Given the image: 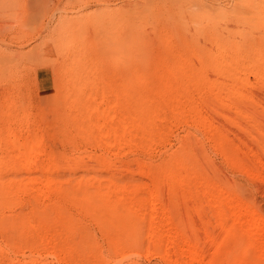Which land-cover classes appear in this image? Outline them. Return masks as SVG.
I'll use <instances>...</instances> for the list:
<instances>
[{
	"label": "bare ground",
	"instance_id": "obj_1",
	"mask_svg": "<svg viewBox=\"0 0 264 264\" xmlns=\"http://www.w3.org/2000/svg\"><path fill=\"white\" fill-rule=\"evenodd\" d=\"M262 5H264V1L256 5L255 11L251 15L252 20L258 24L264 21V17H262L259 10ZM103 12L105 11L103 10ZM100 13L97 14L100 15ZM195 14V16L198 15L197 17H209L203 8L199 9L198 13ZM127 15L125 12L124 15H121V13L113 15V23H116L115 26L118 25L115 30L120 25L117 23L124 22L125 25ZM101 17L98 18L97 16L95 19L99 20ZM109 22L111 21L109 20ZM80 24L78 22L77 26L81 27ZM73 25L69 26L74 28ZM84 25L82 26L84 27ZM57 30H60V28H57ZM72 30V32L75 31L74 29ZM62 31L61 29V38L58 37L56 41L52 42V44L55 42L54 46L51 45L53 50L56 48V51L54 50L56 53L57 51L59 53L63 52V56L65 55L64 52L70 53V56H67V62L63 59L62 61L65 60L64 64L60 63V68L56 69L58 77L55 78L58 80H55L54 85L58 93L60 92L59 95H61V108L58 112L55 110V113H58L56 116L60 119H58L59 123L57 124L58 130L63 132V129L66 127L71 128L69 125L73 124V131L80 138L82 137L85 140L84 142L88 143V145L84 144V147L86 145L88 147L90 143H97V147L100 145L99 149L108 147L113 152L112 154H118V151H122L121 147L125 149L124 146H131L132 148L134 145L137 146L136 144L140 145L141 149L148 150L151 145L153 146V143H159L155 142L156 140H166L167 132L164 133L165 130L164 132L160 131L156 124L157 120L159 122L163 117V108H166L171 112L172 119L170 120H172L173 123H171L173 125L174 123L188 124L194 131L203 130L204 132H210L213 149L217 150V152L219 151L227 163L241 171H246L243 161L231 153L234 151L230 150L233 149V147L229 146L232 143L225 141L228 138L225 139L220 134V131H217L218 128H215L217 125L214 126V120L211 118L213 120H211L212 123L208 118L209 114L207 117L206 113L203 114L202 103L200 104V102L206 96H212L215 100L214 104L222 107H233V110H237L234 112L235 114L240 111V106L237 107L236 104L244 101H250V104H254L251 103V98L249 100L240 92V89L242 91L243 87L248 84L245 79L247 73L253 74L257 80L264 83V41L247 43L241 46L236 43L213 39L211 48L202 51L195 49L196 45L191 46L185 42L180 45L178 41L179 44L176 46L165 45L163 51L161 50L162 52H160L161 54L151 57L152 59H149V61L147 57L145 62L144 60L138 62L137 60L141 58L136 59L141 56L136 53L137 50L140 51L139 46H137V42L134 44L130 37L123 32L126 37L123 38V34H121L122 37H120L118 42L115 39L118 38L120 32L117 31L119 34L116 31L114 34L112 33V48L110 44L105 43V45H102L107 48L105 52L102 51L100 53L101 50H99L88 56L84 50L87 47H91L93 42L90 44L85 42L86 45H82L84 47L80 48L74 42L77 37L74 39V35H72L73 41L71 37L67 36L71 38L70 43L63 46L69 30L65 31L67 34ZM79 32L82 33L81 30ZM79 35L82 36L81 38L84 37L83 34L79 33ZM162 37L161 40L165 41L168 35H163ZM83 42L81 40L80 44ZM80 44L78 43V45ZM48 45L47 47H49ZM51 47H49L50 50ZM131 50L134 55L135 53L137 55L135 59H131L133 57V54L130 53ZM125 52L128 54H125ZM102 54L106 56V58L104 57L105 59L110 61L111 65L108 66L110 69L107 68L108 71H105V74L102 71L97 74L93 73V67L90 68L89 66L96 63V60ZM122 54H125V58L127 55H132L130 59H127L129 57L126 58V62L128 60L129 66H132V68L129 67L126 71L123 70V73H115L118 67L126 65ZM57 64L59 65V63ZM126 66L128 67V63ZM88 67L92 72L89 71ZM208 72H211L216 77L223 78L225 82L209 79V76H207ZM16 106L14 104L10 106L3 104L0 112V122L3 125L0 128V208H12L14 204L17 205L19 203L20 197L25 194H33L35 196L33 200L37 199L38 201L49 195H56L55 197L58 199V201L54 200L51 202L52 209L50 212L45 209H39L38 205H30V214H24L23 216L20 214L21 217L19 216L18 222L15 223L21 227L18 237L21 236L23 238L24 236L27 240L23 238V242H19L29 248L30 256H34L42 248L41 250L48 251L50 255L55 256L54 258L62 264L66 259L73 261L74 255H78L79 252L75 253V251L77 252L76 249L80 242L71 244L73 241L69 242L67 239H71L73 234L79 235V233L82 234L84 232L77 225V220L65 209V205L70 204L102 223L109 232L111 231L107 237V251H101L88 238L83 239L81 247L84 246L93 251V255L91 254L90 258V255L88 257L83 255L84 260L91 264H117L127 254L136 253L138 249L133 248L142 244L144 240L147 241V249L151 248L157 251L156 254L158 253L167 264H239L229 263L224 257L236 251H241L242 262L240 264L264 261V242L259 240L257 235L259 230H264V215H260L261 213L259 214L252 205L241 200L238 196V190L234 186H220V183L214 178L215 176H212L211 171H207L202 166L201 161L203 159L201 160L200 156L194 154L191 144L187 142L188 140L180 143L177 150L173 152L169 150L170 153H167L166 158L157 163L150 164L148 161V164L139 160L140 162L137 163L135 171L129 170L131 168L128 169L127 166L126 169L121 166L127 172L139 175V177H149L152 187L144 188V186L142 187L136 182L128 181L125 183L114 176L107 179L98 177L97 172L100 174L101 170L107 171L116 165L113 162L112 166L111 161L107 160L106 154L109 153L104 150L102 155L96 156L95 161L92 160L95 165L98 164V170L88 168L90 163L87 167V164H84L85 161L82 163L83 159L82 161L78 159V155L81 153L76 150L77 148L73 150L74 153L72 154H77V156L75 155L76 157L72 158L70 157L71 155L67 154L47 152L41 147L42 138L38 122L30 119L26 113L27 109H22L20 108L21 106H18L21 113L19 118L10 116V111ZM240 113L238 112L237 115H240ZM245 116L249 117L247 114ZM69 121L71 124L68 125ZM249 121H251L250 117ZM255 122L257 121L255 120ZM14 127L24 131L25 136L22 137L15 132ZM165 129L170 130L167 127ZM203 135L206 136L207 134L205 135L204 133ZM260 135L264 136V132H260ZM67 136L70 137L69 134ZM72 136L75 135L73 134ZM66 137H64V140L70 146L73 145L74 137ZM254 138H257L256 135ZM74 144L76 145V143ZM95 144L92 145L95 147ZM90 148L92 147L90 146ZM150 152L152 153L153 151ZM124 163L126 165L127 162ZM106 171L105 175L106 173H111ZM120 171L122 172V170ZM59 172L73 174L82 172L84 174L74 178L71 176L62 178L57 176ZM35 173L40 176L34 177L33 174ZM162 187L166 188L167 193L165 195L160 192ZM179 202H183V204L188 206L184 214H181L184 216L183 218L173 212V209L179 208ZM156 208L161 211V219L158 217L160 219L159 222L155 218L157 214L154 217ZM31 215L39 218L37 225L31 223L33 225L31 226L28 224L32 218L30 217ZM193 217H197L198 219L196 218V220L201 222L206 220L205 224L207 221L212 220L214 222L213 231L220 232L222 239L220 241L214 240L212 238L213 235L209 233L212 230L208 231L209 229L205 226L206 230L208 229L207 232L204 230L206 242L201 244L197 240L196 242L195 239L194 241L190 240L186 234L190 233V238L191 234H193L192 237H194L197 235H194L197 229L194 230L193 227H190L189 225L191 224L188 227L186 224V228L185 223H190ZM4 220L0 218L1 229L7 226ZM173 221H177V226ZM32 222L34 221L32 220ZM168 224H173L175 231L173 235H168L167 229L165 230V226ZM69 235L70 237L67 238ZM164 237L167 238L165 239ZM255 240H258L259 244ZM15 242L19 243L16 240ZM229 242L234 244L232 245V250ZM204 243L211 246L213 254L220 256L222 259L218 258L219 260L217 261L208 260L206 262L204 260L206 253L204 252L205 254H203ZM14 248L19 247L14 246ZM147 252L149 253V250Z\"/></svg>",
	"mask_w": 264,
	"mask_h": 264
},
{
	"label": "rangeland",
	"instance_id": "obj_2",
	"mask_svg": "<svg viewBox=\"0 0 264 264\" xmlns=\"http://www.w3.org/2000/svg\"><path fill=\"white\" fill-rule=\"evenodd\" d=\"M97 1L98 0H0V112L3 104L5 106L14 104L17 106L12 109L9 114L10 116L19 118V115L21 114L19 109H27L26 113L30 117V119L38 122V126L40 128L39 132L42 138L41 147L47 150V152L52 151V153L55 154H67L69 156L71 155L70 157L72 158L75 155L77 156V154L72 155L74 153L73 150L77 148L76 150L81 153L79 154L80 156L78 155L79 158H77L81 161L83 159L82 163H84L85 161L84 164H87V167L90 163V166L88 168H94L98 170V164L95 165L92 160H96L98 156L102 155V151L104 150L106 151V153H109L106 154V157L108 158L106 159L111 161L112 166L113 162L116 165H114V168L109 169L111 171L107 170L108 172H111L110 174L106 173L105 175L106 170H101L100 174L97 172L98 177L107 179L114 176L117 179L120 178L121 180H119L125 183L128 181L136 182L142 187L144 186V188L152 187L149 177L145 176L144 178V176H142V178L139 177V175L137 176L136 174L127 172L125 170L126 166L128 167V169L131 168L129 170L135 171L137 169V163L140 162L139 160H141V162L143 161L144 163H148V161L150 164L155 162L157 163L165 159L168 152L170 153V151L173 152L177 150L180 146V143L184 141L186 142L188 140L187 142L191 144L194 154L200 156L201 160L203 159V161H201L202 166L207 171H211L212 176H215L214 178L217 182L220 183V186H234V188L238 190V196L241 200L252 205V207H254L259 214L261 213L260 215H264V136L260 135V132H264V83L257 80L253 74L247 73L245 75V79L247 80L248 84L243 87L244 89H242V91L240 89V92L247 98H249V100L251 98V103L254 104H250V101H244L243 103L241 102L242 106L241 103H238L239 105L236 104L237 107L240 106V111H238L241 112L240 115H237L238 112L236 114L234 113L237 110H233V107H222L219 105L217 106V104H214V98L212 96L209 97V95L200 102V104L202 103V106L199 104L202 107L201 109H205L206 111L205 112L202 110L203 114L206 113V117L209 114L208 118L210 119V121L212 119L214 120V126H218H215L216 129L218 128L217 131H220V134L224 136L225 139L228 138V140L225 141H229L228 143H232V145H229L230 147H233V149L230 150H234L231 153L235 157H238L243 161V166L246 171H241L237 167L231 165L230 163H227L220 155L221 153L213 149V143L210 140V132H204L203 130V132L200 130L194 131V129L190 128V125L188 124L181 125L174 123L173 125L172 120H170L172 119L171 112L166 108H163L162 111V119L164 118V121L160 119V121L158 122L157 120L156 124L158 126L157 128H159L160 131L164 132L165 130L164 133L167 132V141L156 140L155 142L159 143H153V146L151 145L150 149L148 150L144 148L141 149L142 147L138 144H136L137 146L132 145L134 147H132L133 149L131 148V146H124L125 149L121 147L122 151H118V154H112L113 152L108 147L104 146L105 149H101L102 147L99 149L100 145L97 147V143V145L95 143H92L95 144V147L97 148H95L91 143V145L89 144V146L87 147L88 143L84 142L85 140L82 137L80 138V136L73 131V124H71L70 121L68 125L71 124L69 125L71 126V128L66 127L67 129H63V132L61 130H58L57 124L59 123V118L56 116V114L58 113H55V110L58 112L61 108V95H59L60 92L58 93L55 88V80H58L55 77H58L57 68H60L62 63L64 64V61L68 59L67 56H70V53L64 52V56L63 52L59 53L57 51L56 53V48H54L55 51L53 50L55 42L54 44H52V42L54 40L56 41L58 37L61 38V29L65 34H67L65 31L69 30L68 34L66 35V39L68 40L65 39V43L63 46H66L68 43H70L71 38L73 41L72 35H74V39L77 37L74 42H76V46L80 48H83L87 42V44L93 42L91 47H87V49L84 50L85 54L89 56L99 50H101L100 53H102V51L105 52L107 48L102 46L105 45V43L110 44L112 48L113 34L115 31H118L120 32V34L117 32L119 35L118 38L115 39L116 42L120 41L119 39L120 37H122L121 34L123 33L129 36L134 44L137 42V46H139L140 51L137 50L136 53L137 55L141 56L137 57L136 53L135 56L132 50L130 53L133 54L134 57H132L131 59H135V57H137L136 59L140 57L142 58L138 59V62L140 60H144L145 62V60H147V57L149 61V59H152L151 57H155L161 54L160 52L163 51V47H165V45L176 46L177 44H179V42L180 45L182 44V42H185L191 46L196 45V48H194L198 51L210 49L213 39H217L222 42H232L242 46L247 43L264 41V21L259 22L258 24L251 18L252 13L255 11L256 5L264 0ZM98 3L100 6L98 5ZM202 8L206 13H208V18L197 17L198 15L195 16V13H198L199 9L201 10ZM103 10L105 12H103ZM117 10H119L120 12ZM259 10L262 17H264V5L260 6ZM96 11L97 13H100L101 11L102 12L100 13V15H98ZM124 12L128 14L127 22H125V25L124 22L117 23L122 26L120 27L119 25L117 30H115V27H117L118 25L115 26L116 23H113V15H118L119 13H121V15H124ZM92 14L94 17L92 16ZM104 15H108L107 18L111 22H109V20ZM97 16L98 18L102 16L99 20L97 19L98 23L95 19L97 18ZM102 18L105 20L103 21ZM78 22L79 24L81 23V27L77 26ZM82 23L85 24L84 27L82 26ZM69 25H73L74 28ZM61 27H63L64 29ZM77 27H80L81 29ZM57 28H60V30H57ZM72 29H74L75 31L72 32ZM79 29L82 31V33L79 32ZM79 33L81 35L83 34L85 38H81L82 36H80ZM125 35L123 34V38L126 37ZM163 35H168V38L165 41H163V39L161 40V37ZM67 36L71 38H68ZM78 37L80 40L78 39ZM81 40L84 42L80 44ZM77 42L80 45H78ZM47 44H49V47L53 45L51 47V50L49 49V47H47ZM82 45L84 46L82 47ZM128 53L125 52V54ZM125 54H122L124 56H122V58H124V63L126 62L127 57H129L127 59H130V56H132L127 55L125 58ZM55 55L57 58L55 57ZM102 56L96 60V63L89 66L90 68L93 67V73L97 74L101 71L102 73H104L105 71H108L107 68L110 69V67H108L109 65H111L110 61L108 59H105L106 56ZM63 59L65 60L62 61ZM57 63H59V65ZM127 63L128 67L126 66ZM126 65H122L123 68L121 66L118 67L119 69L117 68V72L115 71V73H123L124 71L129 69V67L132 68V66H129L128 60L126 62ZM89 71L92 72L90 69ZM207 76H209V79L212 78L218 82H225L223 78L216 77L211 72H208ZM195 98H197V96H195ZM18 106L21 107L19 108ZM253 106L255 109L253 108ZM245 111L246 114L250 117L251 121H249V117L245 116ZM256 111L257 113L255 114ZM225 117L228 119H226ZM244 117H246L247 119H244ZM255 120L257 122H255ZM2 126L3 125L0 122V128ZM165 127L169 128L170 130L165 129ZM257 127H260L259 130ZM14 131L20 134L22 137L25 136L24 131L19 130L18 128L16 129L14 127ZM201 132L207 135L204 136ZM66 133L67 135L69 134L70 137H68ZM73 134L79 137L72 136ZM252 134L254 136L256 135L257 138H254ZM64 137H74L73 139H75V141H72V147L64 140ZM207 141L209 142V144ZM74 143H76V145ZM84 144L87 145L84 147ZM157 144L158 146H156ZM74 146L75 148H73ZM90 146L92 148H90ZM128 148H131L132 150ZM82 150H86V153ZM147 151L153 152L149 153ZM113 155L115 158L113 157ZM91 156L95 158H92ZM80 157L82 158L80 159ZM124 162H127L126 165ZM130 162H133L134 164ZM132 164L134 165V167ZM121 166H124L125 169H123V167ZM119 169L122 170V172ZM35 174H33V176L36 178L40 176H38V173ZM72 174L73 173L59 172V175L57 176L62 178L71 176L74 178L79 177L84 173L79 172L73 175ZM160 192L161 194L165 195L167 193L166 188L162 187ZM55 196L56 195H49L45 198L39 199L38 201L37 199L33 200V198H35L33 194H25L24 196L20 197V201H18L19 203L17 205L14 204L12 208H0V218L2 220L5 219L4 222L7 223L6 227H3L2 229L0 227V264H57L58 261L56 258H54L55 256L50 255L48 251L41 250L42 248H40L39 251L34 255L36 257L30 256L29 248L19 242H23V238H25L24 236L23 238L21 236L18 237L21 227L15 224L18 222L17 220L19 216L21 217L20 214H22V216L24 214H30V205H38L39 209H45L46 211L50 212V210L52 209L50 205L51 202H53L54 200L58 201V199H56L57 197ZM179 205V208L177 207L178 209H173V212L175 215H180L183 218L184 216L181 214H184L185 209H187L188 206H186V204H183V202H179ZM157 207L159 208V206ZM158 208H156V210ZM65 209L75 220H77V225L85 234H73V236L71 235L73 237H71L72 240L67 239V241L69 242L73 241L71 244L77 243L78 241L80 242V244H78V246L80 247L77 246V252L75 251V253L79 252L77 255L79 257H77L75 254L74 257L76 259H70L73 261H68V259H66V261L64 260L62 264H91L87 260H84L83 257L85 255V257H88V255H90V258L93 255V251L84 246V248L81 247L83 245L81 244L83 242V239L88 238L93 244L99 247L101 251H105L108 247V233H111V231L109 232L108 229L104 228L102 223L94 220L92 217L84 213V211L73 205L66 204ZM156 210L154 211L156 212L154 213V217L157 214V217L155 218L158 219L157 221L159 222V220L161 219V211L159 209L157 211ZM30 217L32 218L30 219V222H28V224L31 225L32 223L33 225H37V223L39 222V218H36V216L34 215H31ZM196 218L193 217L190 223H185V227L186 224L187 227L189 224H191L189 225L190 227H193L194 230L197 229L195 230L196 233H194V235L197 234L196 236L192 237L193 234H191L192 239L190 238V233L186 234L188 235L190 240L194 241L195 239V241L197 240L201 244L203 242H206V234L204 233L206 227L209 229H207L208 231L212 230V232L209 233H211L213 237L209 233L208 234L214 240L220 241L222 239V235H220V232L219 234L216 230L213 231L214 222L212 220L207 221V223L205 224L206 220L205 222H201L199 220H196ZM32 220L34 222H32ZM173 223L177 226V221H173ZM168 225L165 226V230L167 229L168 235H173V233L175 232L173 229V224H170L169 226ZM186 233H188V231H186ZM74 235H76V238L74 237ZM257 235L259 240H262V242H264V230H259ZM69 237L70 235L67 238ZM164 238L166 239L167 237ZM15 240L19 243H16ZM24 240H26V238ZM255 241L259 244L258 240ZM31 242L33 241L31 240ZM229 245L232 250V245H234L233 242H229ZM14 246H18L19 248H14ZM81 248H83L84 250H88L84 251ZM203 248V254L206 253V255H204V260H206V262L208 260L217 261L219 260L218 258L222 259L220 256L213 254V249H211V246H208L207 244L205 245L204 243ZM133 249H138V251L129 255L127 254V257L125 256V258H123L124 260H120L121 262L119 261L117 264H167L163 259H161L162 257L158 253V255L156 254L157 251L151 248L147 249L146 240H144L142 244L137 245V247ZM147 250H149V253L147 252ZM169 250L171 249L169 248ZM240 252L241 251H236L233 252V254H227V256H223L226 257L227 262L229 263L240 264L242 262ZM58 264L61 263L58 262ZM252 264H264V261L254 262Z\"/></svg>",
	"mask_w": 264,
	"mask_h": 264
}]
</instances>
